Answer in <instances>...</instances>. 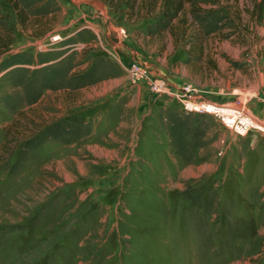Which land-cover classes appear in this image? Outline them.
Here are the masks:
<instances>
[{
  "label": "rangeland",
  "instance_id": "rangeland-1",
  "mask_svg": "<svg viewBox=\"0 0 264 264\" xmlns=\"http://www.w3.org/2000/svg\"><path fill=\"white\" fill-rule=\"evenodd\" d=\"M92 3L99 5L43 0L20 24L0 0V32L12 39L0 60L63 53L70 73L97 68L92 83L45 90L33 105L0 82V150L8 139L15 155L59 121L91 129L70 144L44 142L14 173L0 156V264H264V131L241 136L213 115L153 93L150 83L130 85L132 56L113 46L128 43L130 18L117 4L115 15L93 16ZM201 7L226 18L219 34L203 36L199 49L147 53L167 51L153 61L168 83L191 87L199 101L237 103L264 122V0ZM39 68L26 67L29 77ZM174 111L190 113L203 133L189 161L168 135Z\"/></svg>",
  "mask_w": 264,
  "mask_h": 264
},
{
  "label": "trees",
  "instance_id": "trees-1",
  "mask_svg": "<svg viewBox=\"0 0 264 264\" xmlns=\"http://www.w3.org/2000/svg\"><path fill=\"white\" fill-rule=\"evenodd\" d=\"M6 2L15 12L16 18L20 24L25 19V10L32 5L43 2V0H2ZM116 0V3L124 5L128 10L132 11V16L143 17L147 19L150 13H153L158 3H160V13L151 19L147 26L148 33L156 32L160 29H166L171 22L178 17L184 9L185 3L189 4V14L192 23L199 28L200 36H209L219 34L226 26L225 17L216 15L209 9H203L201 4L215 5L218 0ZM108 5L113 4V0H105ZM44 12H48L51 8L50 3H44ZM261 3L256 5V12L261 10ZM135 6L137 11L135 12ZM143 14L140 15V11ZM184 25V21H180ZM11 36L7 32H0V56L9 51ZM63 53H50L46 55L38 54L33 57L31 54H13L7 58L0 60V82L8 81L12 86L20 88L23 95V101L27 105H33L41 98L42 92L45 90L57 91L70 85L74 89H79L84 85L93 82L95 70L85 73H70L68 68L60 63ZM60 60V61H59ZM63 61V60H62ZM40 66L33 77H29V70L26 67ZM73 81L75 84L73 85ZM190 113L171 112L167 115V131L172 141L173 147L177 154L184 160L189 161L191 158L192 148L198 147L201 141H197L203 136L198 125L191 119ZM90 126L84 122L69 123L67 121L56 122L43 129L36 137L24 142L22 147L14 155L13 149H9L7 144L10 142L6 139L1 147L0 156L7 166L8 171L14 173L20 168V163L26 159V156L33 150L38 148L44 142L53 140L63 144L73 143L80 138L89 135ZM7 133V131H6ZM187 138L196 142L190 143ZM191 144V146H190ZM16 156L15 161L11 163L12 157ZM10 164V165H9Z\"/></svg>",
  "mask_w": 264,
  "mask_h": 264
},
{
  "label": "crops",
  "instance_id": "crops-1",
  "mask_svg": "<svg viewBox=\"0 0 264 264\" xmlns=\"http://www.w3.org/2000/svg\"><path fill=\"white\" fill-rule=\"evenodd\" d=\"M99 5L96 3H92L89 6L92 7V14L93 16L95 14L97 15H105L106 17V10L111 15L114 14V5L116 7L117 5H120L124 7V11L122 12V15H125L126 19L129 16L128 23L132 25L131 27H134L133 31L129 34L128 43H120V44H114V48L121 50L129 56H134L144 58L145 60H149L150 62H154L155 67H152L155 72H157L159 75H162V68L155 64V61H159V56L161 55L163 58L167 55V51L161 52V50L156 51V54H149L147 53V50L145 47H166V49L169 50V47H192L194 49H199L204 44L203 37L200 36V32L198 29H195L194 23L191 22V17L189 14V6H184V9L182 12L178 15L176 19H174L168 28L166 29H160L153 33H148L147 31V25L149 24V19L156 17L160 13V3H158V6L154 10L153 13H150L149 16H147V19H143V17H136L135 15L132 16V11L128 10L124 5L120 3H116V0H113L112 5H108L104 1L97 0ZM139 3V0L136 1V5ZM117 10L120 9L119 6H117ZM135 12L137 11V6H135ZM140 15L143 14V10H141ZM104 17V19H105ZM107 18V17H106ZM180 21H184V25L180 24ZM140 26V27H138ZM195 37H199L200 40L197 42L195 40ZM192 41V42H191ZM191 49V48H190ZM150 51H153L150 49ZM156 55V56H155ZM155 58V61L153 59ZM171 87L173 89H176L178 86L175 84V82L170 83Z\"/></svg>",
  "mask_w": 264,
  "mask_h": 264
},
{
  "label": "built area",
  "instance_id": "built-area-1",
  "mask_svg": "<svg viewBox=\"0 0 264 264\" xmlns=\"http://www.w3.org/2000/svg\"><path fill=\"white\" fill-rule=\"evenodd\" d=\"M126 72L130 85L150 83L153 93L173 98L187 112L213 115L220 119L227 128L241 136L251 130L264 131V122L245 112L237 103L218 105L209 101H199L191 87L173 89L162 75L143 65L138 58H132L126 67Z\"/></svg>",
  "mask_w": 264,
  "mask_h": 264
}]
</instances>
